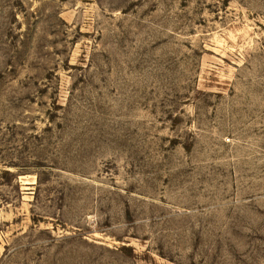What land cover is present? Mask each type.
Instances as JSON below:
<instances>
[{
	"label": "rangeland",
	"instance_id": "rangeland-1",
	"mask_svg": "<svg viewBox=\"0 0 264 264\" xmlns=\"http://www.w3.org/2000/svg\"><path fill=\"white\" fill-rule=\"evenodd\" d=\"M0 264H264V0H0Z\"/></svg>",
	"mask_w": 264,
	"mask_h": 264
}]
</instances>
